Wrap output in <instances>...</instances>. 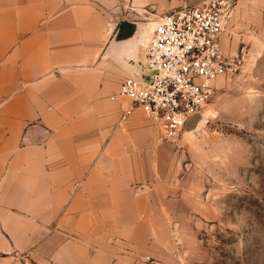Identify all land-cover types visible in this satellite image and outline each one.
Returning a JSON list of instances; mask_svg holds the SVG:
<instances>
[{"label": "crops", "instance_id": "0c3cea01", "mask_svg": "<svg viewBox=\"0 0 264 264\" xmlns=\"http://www.w3.org/2000/svg\"><path fill=\"white\" fill-rule=\"evenodd\" d=\"M201 1L0 0V264H177L185 201L157 179V126L120 125L128 73L106 51Z\"/></svg>", "mask_w": 264, "mask_h": 264}, {"label": "rangeland", "instance_id": "374dc122", "mask_svg": "<svg viewBox=\"0 0 264 264\" xmlns=\"http://www.w3.org/2000/svg\"><path fill=\"white\" fill-rule=\"evenodd\" d=\"M222 47L233 71L204 123L175 143L158 132L157 179L185 201L172 223L177 264H264V0H235Z\"/></svg>", "mask_w": 264, "mask_h": 264}, {"label": "built area", "instance_id": "2783aa9c", "mask_svg": "<svg viewBox=\"0 0 264 264\" xmlns=\"http://www.w3.org/2000/svg\"><path fill=\"white\" fill-rule=\"evenodd\" d=\"M235 0L184 4L153 23L147 47L140 53L144 75H128L119 96L129 102L120 125L135 110L153 122L161 140L177 142L188 123L207 110L219 79L230 73L222 37Z\"/></svg>", "mask_w": 264, "mask_h": 264}, {"label": "water", "instance_id": "95a60500", "mask_svg": "<svg viewBox=\"0 0 264 264\" xmlns=\"http://www.w3.org/2000/svg\"><path fill=\"white\" fill-rule=\"evenodd\" d=\"M152 26L150 22H124L113 36L106 54L128 75L137 79L144 75V67L140 59V49L146 31ZM206 110L196 115L188 123L183 136L194 134L204 123Z\"/></svg>", "mask_w": 264, "mask_h": 264}, {"label": "bare ground", "instance_id": "6f19581e", "mask_svg": "<svg viewBox=\"0 0 264 264\" xmlns=\"http://www.w3.org/2000/svg\"><path fill=\"white\" fill-rule=\"evenodd\" d=\"M154 30V26H151L147 31H146V34H145V38H144V40H143V42H142V45H141V51H143L146 47H147V45H148V43H149V40H150V35H151V33H152V31ZM209 114V113H208Z\"/></svg>", "mask_w": 264, "mask_h": 264}]
</instances>
